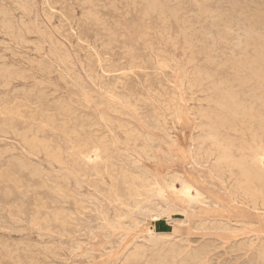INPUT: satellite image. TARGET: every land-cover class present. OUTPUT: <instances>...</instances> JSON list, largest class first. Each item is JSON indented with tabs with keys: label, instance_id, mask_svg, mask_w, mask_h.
Wrapping results in <instances>:
<instances>
[{
	"label": "rangeland",
	"instance_id": "rangeland-1",
	"mask_svg": "<svg viewBox=\"0 0 264 264\" xmlns=\"http://www.w3.org/2000/svg\"><path fill=\"white\" fill-rule=\"evenodd\" d=\"M153 8L0 0V264H264V180L206 139L221 92L254 102L237 67L264 55V0ZM220 128L264 173L258 123Z\"/></svg>",
	"mask_w": 264,
	"mask_h": 264
},
{
	"label": "bare ground",
	"instance_id": "bare-ground-1",
	"mask_svg": "<svg viewBox=\"0 0 264 264\" xmlns=\"http://www.w3.org/2000/svg\"><path fill=\"white\" fill-rule=\"evenodd\" d=\"M90 1V0H89ZM167 0H150V3L152 4V6L154 7V8H158V7H160L161 6V4H163V2H166ZM170 2V1H169ZM176 2V1H175ZM178 2H179V0H178ZM253 2V1H252ZM22 3V2H21ZM88 3H90V2H88ZM146 3V2H145ZM240 5V4H239ZM255 5V4H254ZM15 6V5H14ZM173 6V5H172ZM18 7V6H17ZM136 7V6H135ZM181 7V6H180ZM153 8V9H154ZM179 8V7H178ZM234 8V7H233ZM260 8V7H259ZM261 9V8H260ZM21 10V9H20ZM150 10V9H149ZM174 10V9H173ZM88 11H90V10H88ZM96 11V10H95ZM262 11V10H261ZM87 12V11H86ZM93 12V11H92ZM249 12V11H248ZM176 13V12H175ZM247 13V12H246ZM249 13H251V12H249ZM3 14V13H2ZM1 14V15H2ZM59 14V13H58ZM91 14V13H90ZM94 14V13H93ZM162 14V13H161ZM174 14V13H173ZM256 14H257V12H256ZM255 14V15H256ZM260 15V14H259ZM264 15V14H263ZM88 16H90V15H88ZM98 16V15H97ZM249 16V15H248ZM82 17V16H81ZM243 17V16H242ZM3 18V17H2ZM13 18V17H12ZM23 18V17H22ZM244 18V17H243ZM93 19H94V17H93ZM97 19V18H96ZM255 19V18H254ZM253 19V20H254ZM259 19V18H258ZM2 20V19H1ZM98 20H100V19H98ZM216 20V19H215ZM246 20V19H245ZM3 21V20H2ZM21 22V21H20ZM223 22V21H222ZM7 23V22H6ZM22 23V22H21ZM25 24V23H24ZM260 24V23H259ZM3 25V24H2ZM2 25H0V26H2ZM12 25V24H11ZM22 25V24H21ZM20 25V26H21ZM253 25V24H252ZM8 26V25H7ZM243 26V25H242ZM245 26V25H244ZM254 26V25H253ZM258 26V25H257ZM259 26H261V24L259 25ZM258 26V27H259ZM262 26H264V24L262 25ZM251 27L252 26H250L249 28L251 29ZM106 28V27H105ZM248 28V29H249ZM10 29H11V27H10ZM213 29V28H212ZM217 29V28H216ZM253 29V28H252ZM257 29V28H256ZM254 30L253 32H252V34H257V35H261L262 33H259L257 30ZM262 29H264L263 27H262ZM214 30V29H213ZM241 30V29H240ZM246 31H247V29H245ZM6 31V30H5ZM25 31V30H24ZM183 31V30H182ZM260 31V30H259ZM21 32V31H20ZM60 32V31H59ZM189 32V31H188ZM264 32V31H263ZM11 33V32H10ZM18 33V32H17ZM22 33V32H21ZM234 33V32H233ZM249 32H247V33H245V34H247V36L246 37H248L249 38V36L248 35H250V33L248 34ZM220 34V33H219ZM251 34V35H252ZM211 35V34H210ZM240 35V34H239ZM250 35V36H251ZM5 36V35H4ZM202 36V35H201ZM211 36H213V34L211 35ZM13 37V36H12ZM207 37V36H206ZM210 37V36H209ZM218 37V36H217ZM191 38V37H190ZM219 38H221V37H219ZM214 39V38H213ZM238 39V38H237ZM261 39V38H260ZM9 40V39H8ZM37 40V39H36ZM250 40V39H249ZM29 41V40H28ZM79 41V40H78ZM241 41H242V38H241ZM261 41V40H260ZM236 42V41H235ZM28 43V42H27ZM229 43V42H228ZM227 43V44H228ZM240 43V42H239ZM4 44V43H3ZM23 44V43H22ZM30 44V43H29ZM28 44V45H29ZM39 44V43H38ZM234 44V43H233ZM32 45V44H31ZM52 45V44H51ZM255 45H256V43H255ZM6 46V45H5ZM9 46V45H8ZM4 47V46H3ZM61 47V46H60ZM260 47V46H259ZM8 48V47H7ZM37 48V47H36ZM87 48V47H86ZM38 49H39V47H38ZM62 49V48H61ZM63 49H65V48H63ZM249 49V48H248ZM255 49V48H254ZM60 50V49H59ZM211 50V49H210ZM8 51V50H7ZM27 52V51H26ZM7 53V52H6ZM41 53V52H40ZM16 54V53H15ZM14 54V55H15ZM38 54V53H37ZM62 54H64V53H62ZM218 54V53H217ZM13 55V56H14ZM52 55H53V53H52ZM12 56V55H11ZM67 56V55H66ZM210 56V55H209ZM20 57V56H19ZM27 58V57H26ZM44 58V57H43ZM55 58V57H54ZM15 59V58H14ZM20 59V58H19ZM209 59V58H208ZM68 60H70V59H68ZM64 61V60H63ZM41 62V61H40ZM66 62H67V60H66ZM221 62V61H220ZM3 64V63H2ZM70 64V63H69ZM4 65V64H3ZM29 65V64H28ZM10 67H11V65H10ZM83 67V66H82ZM4 68V67H3ZM31 68V67H30ZM58 68V67H57ZM16 69V68H15ZM13 70V69H12ZM237 70H239L240 72H246V73H250L251 74V79L250 78H246L247 80H255L256 82H257V84H255V86L257 85V89L255 90V92L254 91H250V92H252L253 93V100H254V102L252 103V104H246L241 98H240V94L238 93V92H236V91H234L233 89L232 90H228V91H224L225 92V94H224V92H221V94L223 93V96L220 98V100H218L216 103H215V108H214V110H212L211 112H209V114L207 115V117H208V119L211 121V124H210V128H209V132H208V135H207V137H206V139H208L209 141H211V144H213V145H215V146H217V148H219V150L220 151H222V155L220 156V154L218 153V151H217V154H219V157H221V159H219V160H221V163L219 162V160H218V162H217V164L218 163H220V164H226V167H227V165L229 166V167H231V166H233V167H239V169H241L242 170V176H244L247 180L246 181H248V180H250V179H253V178H259L260 179V182H262L263 180H264V173H262L261 172V170H260V172L259 171H257V170H255V169H253L252 167H253V165H252V167L245 161V160H242V159H237V158H235L234 157V155H233V153L231 152V150H230V148L228 147V146H226V144H225V140H226V138H225V135H224V133H222V131H221V128L220 127H224V126H226V125H229V126H233L234 125V128H235V126H236V123H238V121H241V119H248V120H252V121H256L257 123H258V125H259V127H260V130H261V132H262V134L264 135V110L262 109V107H264V55L263 54H261V53H259V55H258V57H256V59L254 60V61H251L250 63H248V64H241V65H239L238 67H237ZM1 71V70H0ZM3 71V70H2ZM8 71H10V70H8ZM23 71V70H22ZM4 72V71H3ZM13 72V71H12ZM17 72V71H16ZM24 72V71H23ZM28 73V72H27ZM26 73V74H27ZM29 74V73H28ZM206 74V73H205ZM209 75V74H208ZM213 75V74H212ZM202 76V75H201ZM10 77H12V76H10ZM9 77V78H10ZM34 77V76H33ZM207 77V76H206ZM209 77V76H208ZM3 78V77H2ZM8 78V77H7ZM14 79V78H13ZM38 80V79H37ZM243 79H241V81H242ZM12 81V80H11ZM42 81V80H41ZM254 81V82H255ZM6 82V81H5ZM9 82V81H8ZM34 82V81H33ZM210 82V81H209ZM245 82H246V80H245ZM253 82V83H254ZM25 83V82H24ZM41 83V82H40ZM253 83H252V85H253ZM43 84V83H42ZM41 84V85H42ZM48 84V83H47ZM51 84V83H50ZM212 84V83H211ZM221 84H223V83H221ZM232 84V83H231ZM230 84V85H231ZM3 85V84H2ZM5 85V84H4ZM3 85V86H4ZM46 85V84H45ZM49 85V84H48ZM228 85V84H227ZM226 85V86H227ZM229 86V85H228ZM227 86V87H228ZM243 86H244V84H243ZM7 87V86H6ZM50 87H51V85H50ZM2 88V87H1ZM8 88V87H7ZM30 88V87H29ZM199 89V88H198ZM202 89V88H201ZM217 87H216V90L215 91H217ZM230 89V88H229ZM253 89V88H252ZM21 90V89H20ZM43 90V89H42ZM45 90V89H44ZM220 90V89H219ZM237 90V89H236ZM34 91V90H33ZM257 91H259V93L257 92ZM13 92V91H12ZM202 92H203V90H202ZM209 92H211L210 90H209ZM220 92V91H219ZM257 92V93H256ZM36 93V92H35ZM54 93V92H53ZM52 93V94H53ZM12 94V93H11ZM37 94V93H36ZM56 94V93H55ZM33 95H34V93H33ZM211 95V94H210ZM250 95H251V93H250ZM249 95V96H250ZM4 96V95H3ZM221 96V95H220ZM9 97V96H8ZM246 97H248L247 95H246ZM2 98V97H1ZM206 98H207V96H206ZM217 99V98H216ZM209 100V99H208ZM46 101V100H45ZM56 101V100H55ZM107 101V100H106ZM257 102H259L260 104H259V106L257 105ZM10 103V102H9ZM8 104V103H7ZM17 104V103H16ZM64 105V104H63ZM77 105H78V103H77ZM47 106V105H46ZM102 106V105H101ZM211 106V105H210ZM12 107V106H11ZM48 107V106H47ZM13 108V107H12ZM55 108V107H54ZM68 108V107H67ZM82 108V107H81ZM88 108H90V107H88ZM100 108V107H99ZM113 108V107H112ZM9 109V108H8ZM72 109V108H71ZM70 109V110H71ZM85 109V108H84ZM210 110V109H209ZM4 111H6V110H4ZM17 111V110H16ZM75 112V111H74ZM77 112V111H76ZM17 113V112H16ZM69 113V112H68ZM73 113V112H72ZM207 113V112H206ZM48 114V113H47ZM63 114V113H62ZM77 114V113H76ZM3 115V114H2ZM83 115V114H82ZM81 115V116H82ZM22 116V115H21ZM58 117V116H57ZM68 117V116H67ZM59 118V117H58ZM71 118V117H70ZM77 119V118H76ZM85 119V118H84ZM83 119V120H84ZM207 119V118H206ZM207 119V120H208ZM74 120H75V117H74ZM79 120H80V118H79ZM92 120V119H91ZM14 121V120H13ZM87 122H88V120H87ZM118 122V121H117ZM92 123H96V122H92ZM24 124V123H23ZM93 124V125H94ZM25 125V124H24ZM238 125V124H237ZM100 126V125H99ZM239 126V125H238ZM5 127V126H4ZM12 127V126H11ZM31 127V126H30ZM95 127L97 128V125H95ZM94 127V128H95ZM10 128V127H9ZM226 128V127H225ZM232 128V127H231ZM242 128V127H241ZM224 129V128H223ZM237 129V128H236ZM1 130V129H0ZM14 130V129H13ZM60 130V129H59ZM66 130V129H65ZM124 130V129H123ZM15 131V130H14ZM118 131V130H117ZM226 131V130H225ZM242 131V130H241ZM7 132V131H6ZM16 132V131H15ZM98 132V131H97ZM245 132V131H244ZM22 133V132H21ZM24 133H26V132H24ZM61 133V132H60ZM36 134V133H35ZM100 133H98L97 135H99ZM14 135H16V134H14ZM13 135V136H14ZM240 135H241V133H240ZM32 136V135H31ZM37 136V135H36ZM130 136V135H129ZM128 136V137H129ZM6 137V136H5ZM27 137V136H26ZM102 137V136H101ZM107 138V137H106ZM149 138V137H148ZM205 138V137H204ZM20 139V138H19ZM26 139V138H25ZM33 139H35L34 137H33ZM100 139V138H99ZM205 139V140H206ZM17 140V139H16ZM24 140V139H23ZM104 140V139H103ZM106 140V139H105ZM229 140H230V138H229ZM25 141V140H24ZM41 141V140H40ZM101 141V140H100ZM109 141V140H108ZM119 141V140H118ZM208 141V142H209ZM228 141V140H227ZM233 141V140H232ZM231 141V142H232ZM38 141H35V143H37ZM30 143V142H29ZM34 143V144H35ZM46 143H47V141H46ZM238 143V142H237ZM1 144V143H0ZM26 144V143H25ZM28 144V143H27ZM32 144H33V141H32ZM227 144H228V142H227ZM232 144H233V142H232ZM36 145V144H35ZM42 145V144H41ZM49 145V144H48ZM110 145V144H109ZM228 145H230L231 146V143L230 144H228ZM235 145V144H234ZM233 145V146H234ZM33 146V145H32ZM39 146H40V144H39ZM35 147V148H34ZM33 148L34 149H36V146H34ZM42 147V146H41ZM59 147V146H58ZM236 147V146H235ZM234 147V148H235ZM254 147V146H253ZM8 148V147H7ZM6 148V149H7ZM30 148V147H29ZM37 148H40V147H37ZM113 148V147H112ZM3 149V148H2ZM9 149V148H8ZM28 149V148H27ZM60 149V148H59ZM74 149V148H73ZM212 149H213V147H212ZM233 149V148H232ZM13 150V149H12ZM39 150V149H38ZM237 150V149H236ZM3 151H6V150H3ZM2 151V152H3ZM31 151V150H30ZM44 151V150H43ZM51 151V150H50ZM74 151V150H73ZM14 152V151H13ZM12 152V153H13ZM115 152V151H114ZM19 153V152H18ZM54 153H56V152H54ZM61 153V152H60ZM73 153V152H72ZM106 153H108V151L106 152ZM21 154V153H20ZM40 154V153H39ZM215 154V153H214ZM2 155V154H1ZM55 155V154H54ZM115 155V154H114ZM138 155V154H137ZM46 156V155H45ZM50 156V155H49ZM66 156V155H65ZM121 156V155H120ZM119 157V156H118ZM2 157L0 156V159H1ZM57 158H58V156H57ZM68 158H69V155H68ZM122 158V157H121ZM13 159V158H12ZM55 159V158H54ZM16 160H18L17 158H16ZM49 160V159H48ZM13 161V160H12ZM22 161H24V160H22ZM29 161V160H28ZM28 161H27V165H28ZM148 161V160H147ZM15 162V161H14ZM21 162V161H20ZM20 162H19V165H20ZM25 162V161H24ZM50 162V161H49ZM54 162H55V160H54ZM60 162H62V161H60ZM74 162V161H73ZM12 163V162H11ZM10 163V164H11ZM22 163V162H21ZM56 163V162H55ZM91 163V162H90ZM107 163V162H106ZM26 164H24L25 166H26ZM50 164V163H49ZM61 164V163H60ZM75 164V163H74ZM12 165V164H11ZM22 165L23 164H21V170H24V169H22V168H24V166L22 167ZM29 165H30V163H29ZM36 165V164H35ZM34 165V166H35ZM64 165V164H63ZM219 165V164H218ZM31 166V165H30ZM17 167H19V166H17ZM42 167V166H41ZM41 167H39V168H41ZM51 167V166H50ZM57 167H58V165H57ZM205 167V166H204ZM223 167V166H222ZM16 168V167H15ZM20 168V167H19ZM27 168H30V167H27ZM221 168V167H220ZM254 168H257V167H255L254 166ZM26 169V168H25ZM31 169V173L35 170V169H33L32 167L30 168ZM231 169V168H230ZM29 170V169H28ZM28 170H26V171H28ZM33 170V171H32ZM227 170H229L228 168H227ZM234 170H235V168H234ZM36 171V170H35ZM34 171V172H35ZM224 171V170H223ZM240 171V170H239ZM229 172H230V170H229ZM6 173H7V171H6ZM21 173V172H20ZM39 173V172H38ZM41 173V172H40ZM40 173H39V175H40ZM52 173V172H51ZM55 173V172H54ZM45 174V173H44ZM57 174V173H56ZM241 174V173H240ZM31 175V174H30ZM42 175V174H41ZM51 175V174H50ZM43 176V175H42ZM49 176V175H48ZM56 176V175H55ZM10 178V177H9ZM36 178V177H35ZM40 179V178H39ZM259 179H258V182H259ZM53 180V179H52ZM57 180V179H56ZM61 180V179H60ZM66 180V179H65ZM262 180V181H261ZM1 181V180H0ZM252 182V181H251ZM257 182V181H256ZM28 183H30V182H28ZM243 183V182H242ZM242 183H240V185L239 186H241V184ZM77 184V183H76ZM239 184V183H238ZM248 184H250V183H248ZM247 186V182H246V184L244 183V185L243 186ZM264 185V184H263ZM262 185V186H263ZM251 186V185H250ZM253 186V185H252ZM256 187V186H255ZM46 188V187H45ZM57 188V187H56ZM248 188V187H247ZM41 189V188H40ZM248 189H250V187L248 188ZM247 189V190H248ZM26 190V189H25ZM96 190V189H95ZM6 191V190H5ZM24 191V190H23ZM34 191V190H33ZM37 191V190H36ZM41 191V190H40ZM242 191H243V189H242ZM20 192V191H19ZM52 192V191H51ZM249 193V192H248ZM4 195V194H3ZM9 195H10V193H9ZM101 195V194H100ZM5 196V195H4ZM104 196V195H103ZM9 197H11V196H9ZM37 197V196H36ZM25 198V197H24ZM23 198V199H24ZM61 199V198H60ZM25 200V199H24ZM75 201V200H74ZM253 204V203H252ZM251 204V205H252ZM53 205V204H52ZM83 205V204H82ZM64 206V205H63ZM255 206V205H254ZM257 207V206H256ZM105 209V208H104ZM4 210V209H3ZM95 210V209H94ZM4 212V211H3ZM15 212V211H14ZM65 212V211H64ZM80 212V211H79ZM19 213V212H18ZM108 213V212H107ZM78 214V213H77ZM69 215H70V213H69ZM88 215V214H87ZM75 216V215H74ZM96 216V215H95ZM19 217V216H18ZM17 217V218H18ZM86 217V216H85ZM99 217V216H98ZM36 218V217H35ZM73 218V217H72ZM88 218H90V217H88ZM13 219V218H12ZM74 220V219H73ZM2 221H4V220H2ZM21 221V220H20ZM45 221V220H44ZM22 222V221H21ZM39 222V221H38ZM91 222V221H90ZM16 223V222H15ZM20 223V222H19ZM31 223V222H30ZM36 223V222H35ZM75 223V222H74ZM71 225H73V224H71ZM84 225V224H83ZM225 226V225H224ZM2 227V226H1ZM70 227V226H69ZM83 227V226H82ZM100 227V226H99ZM65 228V227H64ZM19 230V229H18ZM21 230V229H20ZM215 230V229H214ZM1 231V230H0ZM25 231V230H24ZM23 231V232H24ZM232 231V230H231ZM49 233V232H48ZM79 233V232H78ZM60 234V233H59ZM70 234V233H69ZM53 235V234H52ZM84 235H85V233H84ZM94 236V235H93ZM92 236V237H93ZM68 237V236H67ZM81 237V236H80ZM108 237V236H107ZM75 238V237H74ZM85 238V237H84ZM95 238V237H94ZM50 239H52V238H50ZM107 240V239H106ZM121 241V240H120ZM5 242H7V241H5ZM61 242V241H60ZM64 242V241H63ZM71 242V241H70ZM35 244V243H34ZM63 244V243H62ZM70 245V244H69ZM75 245V244H74ZM78 245V244H77ZM115 245V244H114ZM241 245V244H240ZM239 245V246H240ZM3 246V245H2ZM22 246V245H21ZM41 246V245H40ZM53 246V245H52ZM62 247V246H61ZM86 247V246H85ZM201 247V246H200ZM26 248V247H25ZM44 248V247H43ZM79 248V247H78ZM239 248V247H238ZM237 248V249H238ZM202 249V248H201ZM211 249V248H210ZM244 249V248H243ZM204 250V249H203ZM208 250V249H207ZM75 251V250H74ZM73 251V252H74ZM77 251V250H76ZM173 252V251H172ZM174 252H176V251H174ZM173 252V253H174ZM71 253V252H70ZM86 253H88V252H86ZM137 253H139V252H137ZM177 253V252H176ZM176 253L174 254L175 256H176ZM181 253V252H180ZM81 254V253H80ZM85 254V253H84ZM161 254V253H160ZM160 254H158V255H160ZM163 254V253H162ZM161 254V255H162ZM188 254V253H187ZM191 254L192 253H190V254H188V256L190 255L191 256ZM194 254V253H193ZM200 255H201V253H199ZM2 255V254H1ZM18 255V254H17ZM144 255V254H143ZM169 255V254H168ZM171 255V254H170ZM178 256H180L179 254H177ZM194 255H196V254H194ZM77 256V255H76ZM134 256H135V254H134ZM141 256V255H140ZM140 256H139V259H140ZM165 256V255H164ZM202 256V255H201ZM205 256V255H204ZM203 256V257H204ZM259 256V255H258ZM162 257V256H161ZM194 257V256H193ZM196 257V256H195ZM9 258V257H8ZM48 258V257H47ZM136 258V257H135ZM159 258V257H158ZM187 258V257H186ZM186 258H183L184 260H187ZM197 258H199V257H197ZM196 258V259H197ZM201 258V257H200ZM256 258V257H255ZM131 259V258H130ZM144 259V258H143ZM155 259H157V258H155ZM175 259V258H174ZM182 259V261L184 262V260ZM190 259V257H188V260ZM193 259V258H192ZM195 259V258H194ZM193 259V260H194ZM47 260V259H46ZM159 260H161V259H159ZM165 260V263H167L166 262V260L167 259H164ZM187 260V261H188ZM193 260H191L190 259V261H193ZM210 260V259H209ZM256 260V259H255ZM137 261H138V259H137ZM181 261V262H182ZM196 261V260H195ZM200 261V260H199ZM253 261V260H252ZM42 262V261H41ZM139 262V261H138ZM137 262V263H138ZM160 262V261H159ZM158 261H157V263H159ZM182 262V263H183ZM211 262V261H210ZM250 262V261H249ZM153 263H156V262H153ZM174 263H176V259L174 260ZM173 263V264H174ZM190 263V262H189ZM194 262H192V264H193ZM147 264V263H146ZM160 264V263H159ZM163 264V263H162ZM169 264V263H168ZM180 264V263H179ZM185 264V263H184ZM187 264V263H186ZM251 264V263H250Z\"/></svg>",
	"mask_w": 264,
	"mask_h": 264
}]
</instances>
